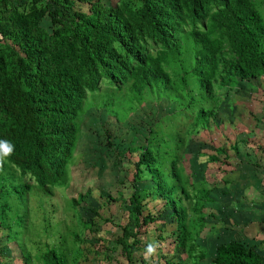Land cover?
Returning a JSON list of instances; mask_svg holds the SVG:
<instances>
[{
	"label": "rangeland",
	"instance_id": "374dc122",
	"mask_svg": "<svg viewBox=\"0 0 264 264\" xmlns=\"http://www.w3.org/2000/svg\"><path fill=\"white\" fill-rule=\"evenodd\" d=\"M52 1L37 4L54 9ZM254 1L264 17V0ZM14 2L24 10L31 0ZM101 2L119 7L129 25L124 48L117 51L127 59L125 49H132L131 38L144 56L164 51L166 60L161 66L167 75L146 77L136 70L120 80L101 65L96 88L85 90L76 116L77 138L57 183L39 186L31 174L22 173L12 163L5 165L0 172V264H52V258L58 264H211L219 244L245 238L251 226L261 225L260 218L264 221L257 212L264 200L253 183L261 177V170L249 161L254 155L247 152L242 161L237 147L226 140L243 133L264 135L255 131L262 127L264 117V74L236 78L233 85L225 83L226 70L235 78L236 57L218 29L214 35L223 38L224 44L207 88L192 72L189 44L184 37L176 38L181 33L171 38L178 40L180 49L165 51L146 29L138 3ZM74 7L88 12L89 5L75 0ZM203 22L199 17L194 23L186 14L179 28L203 29ZM39 26L50 36L51 15L45 14ZM3 42L0 31V44ZM128 60L132 66L138 62L131 54ZM255 116H259L258 123ZM4 121L7 118L0 112V122ZM221 130L226 135L221 141L230 149L228 163L207 161L206 154L215 151L212 141L221 138ZM153 142L159 151L177 155L179 183L188 193L180 214H173L154 191L140 200L138 213L129 203L136 161ZM241 148L242 152L255 150L249 145ZM239 176L247 182L243 203L238 206L232 200L228 206L217 207L212 200L219 201L222 184L235 183ZM21 184L29 189L18 193L15 186ZM152 185L151 180H142L136 188ZM230 192L237 194L236 184ZM153 239L163 248L158 250V258L146 261L144 250Z\"/></svg>",
	"mask_w": 264,
	"mask_h": 264
},
{
	"label": "trees",
	"instance_id": "16d2710c",
	"mask_svg": "<svg viewBox=\"0 0 264 264\" xmlns=\"http://www.w3.org/2000/svg\"><path fill=\"white\" fill-rule=\"evenodd\" d=\"M14 1L0 0V31L4 40L0 44V112L7 118L0 122V139L15 145L10 163L22 173L31 174L39 186L52 185L64 173L79 130L76 116L85 90L96 88L99 67H108L110 75L120 80L136 70L146 77L154 73L166 76L161 66L166 52L144 56L131 38L132 49L125 50L128 57L131 54L138 62L130 65L128 57L125 59L117 51L127 41L129 25L125 14L101 0H76L87 3L88 12L75 9V0H53L54 9L31 0L24 10ZM134 1L139 4L138 13L146 29L165 51L180 49L178 40L171 39L176 32L181 33L176 38L187 40L192 52V72L205 87H211L224 44L223 38L214 35L218 29H222L236 57L232 70L235 78L231 79L228 69L223 77L225 83L230 81L233 85L236 78L264 74V17L254 0ZM45 14L51 15L50 36L39 26ZM186 14L194 23L199 17L204 19L203 29H180L179 23ZM154 142L153 146L147 144L149 147L136 161L129 203L138 213L140 200L151 197L154 191L173 214H180L188 193L179 183L177 155L159 151L161 148ZM142 180H151L153 185L137 189L136 183ZM27 189L26 184L15 186L18 193ZM51 261L58 264L54 258ZM213 262L264 264L260 254L240 240L219 244Z\"/></svg>",
	"mask_w": 264,
	"mask_h": 264
},
{
	"label": "crops",
	"instance_id": "0c3cea01",
	"mask_svg": "<svg viewBox=\"0 0 264 264\" xmlns=\"http://www.w3.org/2000/svg\"><path fill=\"white\" fill-rule=\"evenodd\" d=\"M259 118V116H255V121L256 123H258L259 121L257 120ZM261 118V117H260ZM263 121L262 123V127L261 128H256L255 131H257V129H259L262 133H264V117L261 119ZM257 127H259L257 125ZM221 134L220 135V139L215 137V140L213 139L212 141V145H213V149L215 151H210L208 154H206V159L207 161H212V162H219V163H228V160L230 157L229 154V146L226 145L222 140V138H226L225 132L223 130H221ZM227 141L231 140L233 143V147H237V150L239 151L238 156L237 157H242V161H244L245 156L247 157V152L250 154L254 155V159L249 161L251 162L252 167H257L259 170H261L260 174L261 177L259 178V180H255L254 183V188L256 191L260 192V200H264V135L260 134L258 136H255L253 134H249V136L245 133H243V135H239L238 137H236V139H231V138H226ZM226 141V142H227ZM254 146L255 150L252 152L251 150H244L242 152V148H245L247 146ZM219 148V149H218ZM236 149H233V152H235ZM217 151H220V153H218ZM222 154V155H221ZM202 155V154H201ZM199 159V157H198ZM239 162V160H238ZM259 165V166H258ZM178 166V164H177ZM242 168V166L237 168L238 170ZM252 183V184H253ZM235 184L237 186V194L230 192V190L233 189V187H235ZM227 185V187H226ZM246 179L242 176H239L237 182L232 183V184H222V194L220 195V198L218 199L219 201H215L214 199L212 200V202H215L217 207H221L223 208L224 204L227 205L228 201H236L240 206V204H242L244 201V199H242V197L246 196ZM206 194V193H205ZM201 196L204 197V194L201 193ZM208 196L210 197V194H208ZM241 202V203H240ZM259 204L261 205V209L259 211H257L258 213H260V216L264 217V204H262L261 202H259ZM228 206V205H227ZM261 219V218H260ZM260 224L261 225H255L251 226L250 231L248 233L245 234V238L243 239H233V240H240L245 246L247 247H251L253 248L257 253L260 254V256L263 258L264 261V221L262 222V220H260ZM251 234H253L251 236ZM231 241V240H229ZM228 242V241H226ZM216 254V248L214 249V252L212 253L211 257H210V261L211 264H215L213 262V259L215 257Z\"/></svg>",
	"mask_w": 264,
	"mask_h": 264
},
{
	"label": "clouds",
	"instance_id": "9594fccd",
	"mask_svg": "<svg viewBox=\"0 0 264 264\" xmlns=\"http://www.w3.org/2000/svg\"><path fill=\"white\" fill-rule=\"evenodd\" d=\"M15 150V145L8 140L0 139V172H3L5 165L10 163V157L13 155ZM163 245L158 240H151L147 242L143 258L146 261H151L158 258Z\"/></svg>",
	"mask_w": 264,
	"mask_h": 264
}]
</instances>
